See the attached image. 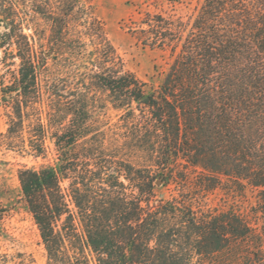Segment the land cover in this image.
Listing matches in <instances>:
<instances>
[{
    "label": "trees",
    "instance_id": "trees-1",
    "mask_svg": "<svg viewBox=\"0 0 264 264\" xmlns=\"http://www.w3.org/2000/svg\"><path fill=\"white\" fill-rule=\"evenodd\" d=\"M85 1L0 0V48L18 60L0 83L4 144L55 152L17 171L45 264H264V0H200L186 24L148 17L145 46L179 45L151 90L99 23L96 45L78 31ZM87 56L86 81L68 86L60 73ZM102 97L120 113L110 133ZM247 193L254 203L234 207Z\"/></svg>",
    "mask_w": 264,
    "mask_h": 264
},
{
    "label": "rangeland",
    "instance_id": "rangeland-1",
    "mask_svg": "<svg viewBox=\"0 0 264 264\" xmlns=\"http://www.w3.org/2000/svg\"><path fill=\"white\" fill-rule=\"evenodd\" d=\"M200 0H86L84 11L79 14L82 26L78 27L85 37L92 36V44L100 41L101 35L96 34L93 24L99 23L104 31V37L113 46L123 70L132 72L138 79L147 84V90L156 89L165 73L179 52V45L170 48H151L143 43L140 31L146 27L142 24L148 17L160 16L169 20H180L188 23L198 11ZM5 23L0 22V35L6 31ZM24 33L32 36V32L24 29ZM45 43V41H44ZM33 47V41L30 40ZM36 49V47H35ZM93 52V48L88 49ZM14 48H0V83L7 82L9 72L17 68L18 60L12 57ZM48 56V54H45ZM93 56H90V58ZM80 59V58H79ZM73 60L67 69L60 74L68 86L83 77L85 66L91 59ZM50 64L51 61H48ZM56 68V67H55ZM55 71H58L56 68ZM102 105L97 109V122L106 132L115 131L120 124L119 112L102 97ZM5 110L0 105V264H16L18 254H22L26 264H45L46 253L41 244L38 231L22 200L17 171L22 166L40 167L53 165L55 152L48 142L44 157L35 158L30 154L9 150L4 144L3 134L7 128ZM173 189H164L161 197L169 198L174 195ZM221 194L215 192L207 196L206 207L219 206ZM234 207L247 209L254 203L253 193L245 197H236ZM227 204H231L226 200Z\"/></svg>",
    "mask_w": 264,
    "mask_h": 264
}]
</instances>
